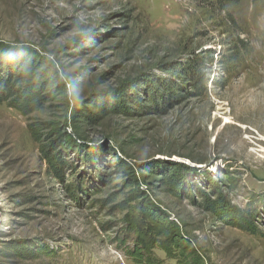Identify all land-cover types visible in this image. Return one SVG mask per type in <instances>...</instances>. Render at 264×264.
Segmentation results:
<instances>
[{
	"label": "rangeland",
	"instance_id": "obj_1",
	"mask_svg": "<svg viewBox=\"0 0 264 264\" xmlns=\"http://www.w3.org/2000/svg\"><path fill=\"white\" fill-rule=\"evenodd\" d=\"M233 15L225 73L190 0H0V264H264V0Z\"/></svg>",
	"mask_w": 264,
	"mask_h": 264
},
{
	"label": "trees",
	"instance_id": "obj_2",
	"mask_svg": "<svg viewBox=\"0 0 264 264\" xmlns=\"http://www.w3.org/2000/svg\"><path fill=\"white\" fill-rule=\"evenodd\" d=\"M194 5L197 7H203L206 8L209 12L215 14L217 13L221 19V21L226 25L228 28V34L232 35L234 39L232 41H224L221 43V50H223L225 47H227V51L225 56H220V59L215 64L218 65V67L222 68V70L225 73H229L234 71L238 67V65L243 61V56L245 54H248L245 50L246 47L244 44V41L239 39V29L236 24V19L233 15V10L238 7L241 0H190ZM256 2L257 0H251ZM239 44L243 45L242 49L239 47ZM221 55V54H218ZM214 62L213 59L210 60V63ZM201 63V62H200ZM195 68H189L187 70V76L192 81L193 87L200 83V68H199V61L195 63ZM203 65V63L201 64ZM10 78H0V85H3L5 88L8 87ZM8 102V100L3 95L2 90L0 89V103ZM11 108L22 112V107L20 105L12 103L10 105ZM64 165V163H60ZM57 175V172H55Z\"/></svg>",
	"mask_w": 264,
	"mask_h": 264
},
{
	"label": "bare ground",
	"instance_id": "obj_3",
	"mask_svg": "<svg viewBox=\"0 0 264 264\" xmlns=\"http://www.w3.org/2000/svg\"><path fill=\"white\" fill-rule=\"evenodd\" d=\"M226 124H229V123H226Z\"/></svg>",
	"mask_w": 264,
	"mask_h": 264
}]
</instances>
